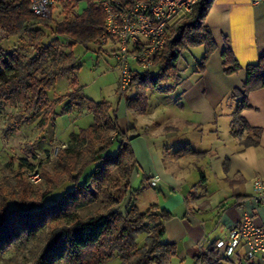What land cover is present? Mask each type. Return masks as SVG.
I'll use <instances>...</instances> for the list:
<instances>
[{
	"label": "trees",
	"instance_id": "trees-1",
	"mask_svg": "<svg viewBox=\"0 0 264 264\" xmlns=\"http://www.w3.org/2000/svg\"><path fill=\"white\" fill-rule=\"evenodd\" d=\"M80 1L62 0V17L41 18L30 10L29 0H0V34L6 40H18L27 32L34 37L33 55L18 54L0 46V106L6 102L25 108L23 114L10 119L8 130L38 113L41 116L37 126L43 130L55 116L57 104L63 105L62 114L84 108L93 116V123L72 134L70 143L58 152L56 175L48 177V172L42 170L49 189L33 195L30 183L19 176L3 187L7 192L0 191V258L14 247L26 248L41 241L30 264H106L116 255L120 256V264H165L176 253L175 246L164 241V225L171 215L155 206L139 212L133 198L135 191L130 192L134 157L129 142L136 135H128L131 128L127 132L120 130L110 103L85 98L81 88L72 89L64 100L48 103L46 91L54 79L75 69L71 51L61 54L54 68L42 69L38 76L48 53V47L41 41L42 28L50 31L51 43L58 44V37H62L70 48L93 45L101 50L104 13L100 0H85L87 5L82 12L78 11ZM213 1L197 0L190 16L175 24L161 56L151 68L154 73L151 69L133 73L128 89L133 94L124 99L128 112L145 114L146 92L164 91L169 89L166 86L169 82L179 80L177 63L182 52L203 46L204 55L198 62L199 69H203L216 49L205 23ZM222 58L227 75L240 70L228 49L223 51ZM256 90H264V57L246 68V82L241 90L233 91L240 100L232 116V134L240 138L243 148L257 146L260 138V130L250 128L239 115L247 108V95ZM244 133L248 135L243 138ZM114 145V151L110 152ZM185 154L194 153L184 148L176 156ZM63 185V190L57 192ZM96 195L121 206L123 211L109 208L105 213L82 218L79 210L90 206ZM141 234L145 240L140 245L137 239ZM215 250V245L210 246L196 259V264H222Z\"/></svg>",
	"mask_w": 264,
	"mask_h": 264
},
{
	"label": "crops",
	"instance_id": "crops-1",
	"mask_svg": "<svg viewBox=\"0 0 264 264\" xmlns=\"http://www.w3.org/2000/svg\"><path fill=\"white\" fill-rule=\"evenodd\" d=\"M205 23L216 49L202 70L198 62L204 47L191 48L187 51L200 53L198 61L193 67L177 63L179 80L169 82V89L148 90L145 114L128 112L125 100L112 105L117 124L128 120L126 130H120L131 128L128 135H136L129 142L134 157L130 192L141 177L135 206L139 212L155 206L171 215L164 241L176 253L165 264H196L202 252L228 239L244 213L257 223L264 220V210L251 200L255 180L264 179V90L250 92L239 114L260 130L258 145L243 148L231 125L240 100L233 91L246 82V68L264 57V0H214ZM225 49L240 67L231 75L223 68ZM101 50L112 58L107 48ZM184 148L194 154L177 157ZM215 252L222 264H264V254L248 259L242 247L230 258Z\"/></svg>",
	"mask_w": 264,
	"mask_h": 264
},
{
	"label": "rangeland",
	"instance_id": "rangeland-1",
	"mask_svg": "<svg viewBox=\"0 0 264 264\" xmlns=\"http://www.w3.org/2000/svg\"><path fill=\"white\" fill-rule=\"evenodd\" d=\"M86 1L81 0L78 4V11L82 12L86 8ZM64 9L62 4H59L52 9V16L60 18L63 16ZM42 45L48 47V53L44 59L43 67L38 71V76L42 69H52L60 61L61 54L72 52L75 58V69L65 73L54 79L52 86L46 91L47 100L50 104L56 99H65V95L72 89L81 88L82 95L95 102H108L115 105L117 101H122L117 96V77L115 70L114 59L108 57L106 52L99 50L96 46L90 45L84 47L75 45L69 47L68 41L65 38L58 37L59 43H51L50 31L47 29L41 30ZM34 41L33 34L27 32L18 40H6L0 34V46L11 51H15L22 55H33L32 43ZM51 43V44H50ZM104 49V48H103ZM106 50V49H105ZM56 51V52H55ZM200 53L197 50L184 51L178 61L179 67H193L195 61H198ZM154 73V69H151ZM133 93L127 91L126 96ZM63 105L57 104L55 107V116L48 122L46 127L41 130L37 123L41 113L36 114L29 120H25L19 127L10 128V119L18 117L24 113V105H10L3 102L0 106V191H6L3 188L7 186L9 181H15L19 176H22L30 183L32 194L35 195L40 191L49 189L47 177H43L42 170L48 172V177H54L55 162L57 154L66 144L70 143V136L78 133L82 129L88 128L93 123V116L88 114L84 108H76L68 114H62L61 108ZM129 118V117H128ZM130 119V118H129ZM131 120V119H130ZM127 118L118 120V126L122 130H126ZM7 131L9 134L7 135ZM112 136L114 134L112 133ZM65 144V145H62ZM114 147L110 150L113 152ZM57 151L56 157L53 159L47 158L50 153ZM38 157V158H37ZM25 159V160H24ZM42 166V168H40ZM91 168L89 167L88 170ZM86 171V172H87ZM115 172V176H117ZM62 180L61 177H58ZM63 185L57 192L63 190ZM141 186V177L132 183V190L138 191ZM124 191V188H121ZM12 192V188H8ZM17 190V189H16ZM127 194V193H126ZM128 195H125V198ZM17 201L16 199H13ZM120 209L121 206L114 204L108 200L95 196L94 202L81 210L79 215L82 218H87L92 215L105 213L107 209ZM145 235L138 236L137 243L143 244ZM42 242H35L29 247H14L10 249L2 258L0 264H30L34 256V252L40 247ZM119 255H116L106 264H120Z\"/></svg>",
	"mask_w": 264,
	"mask_h": 264
},
{
	"label": "built area",
	"instance_id": "built-area-1",
	"mask_svg": "<svg viewBox=\"0 0 264 264\" xmlns=\"http://www.w3.org/2000/svg\"><path fill=\"white\" fill-rule=\"evenodd\" d=\"M62 0H29L30 10L41 18H50L53 7ZM197 0H100L104 13L101 49L107 48L115 60L118 74L117 96L124 100L136 70L149 71L167 43L175 24L188 18ZM57 151L47 158L56 157ZM38 158V157H37ZM252 202L264 210V179L253 184ZM242 247L246 258L264 254V220L255 222L244 213L237 226L229 231L226 241L215 248L230 258ZM202 264V263H200Z\"/></svg>",
	"mask_w": 264,
	"mask_h": 264
}]
</instances>
